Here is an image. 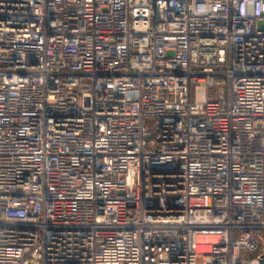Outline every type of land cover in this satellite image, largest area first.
Returning <instances> with one entry per match:
<instances>
[{
  "label": "built area",
  "instance_id": "built-area-1",
  "mask_svg": "<svg viewBox=\"0 0 264 264\" xmlns=\"http://www.w3.org/2000/svg\"><path fill=\"white\" fill-rule=\"evenodd\" d=\"M263 251L264 0H0V264Z\"/></svg>",
  "mask_w": 264,
  "mask_h": 264
},
{
  "label": "water",
  "instance_id": "water-1",
  "mask_svg": "<svg viewBox=\"0 0 264 264\" xmlns=\"http://www.w3.org/2000/svg\"><path fill=\"white\" fill-rule=\"evenodd\" d=\"M258 264H264V251L260 254L258 258Z\"/></svg>",
  "mask_w": 264,
  "mask_h": 264
},
{
  "label": "rangeland",
  "instance_id": "rangeland-1",
  "mask_svg": "<svg viewBox=\"0 0 264 264\" xmlns=\"http://www.w3.org/2000/svg\"><path fill=\"white\" fill-rule=\"evenodd\" d=\"M78 105L80 106V108L82 109V106L80 104V101L78 102ZM84 106H86V104H84ZM84 108V107H83ZM195 264H198V260L195 261Z\"/></svg>",
  "mask_w": 264,
  "mask_h": 264
}]
</instances>
